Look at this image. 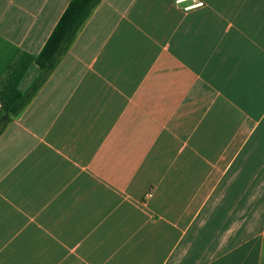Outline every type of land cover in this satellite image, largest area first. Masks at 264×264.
<instances>
[{
	"label": "crops",
	"instance_id": "1",
	"mask_svg": "<svg viewBox=\"0 0 264 264\" xmlns=\"http://www.w3.org/2000/svg\"><path fill=\"white\" fill-rule=\"evenodd\" d=\"M71 0H0V264H264V0H102L34 99Z\"/></svg>",
	"mask_w": 264,
	"mask_h": 264
},
{
	"label": "trees",
	"instance_id": "2",
	"mask_svg": "<svg viewBox=\"0 0 264 264\" xmlns=\"http://www.w3.org/2000/svg\"><path fill=\"white\" fill-rule=\"evenodd\" d=\"M101 2L102 0H71L37 57L36 63L40 69L38 77L28 90L19 96L10 113L17 115L34 99L67 55L80 30ZM3 129L0 126V134Z\"/></svg>",
	"mask_w": 264,
	"mask_h": 264
}]
</instances>
